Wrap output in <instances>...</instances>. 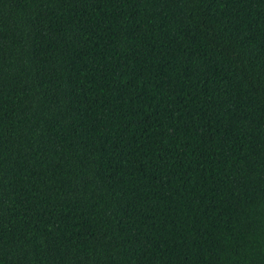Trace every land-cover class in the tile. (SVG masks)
<instances>
[{
    "label": "trees",
    "instance_id": "16d2710c",
    "mask_svg": "<svg viewBox=\"0 0 264 264\" xmlns=\"http://www.w3.org/2000/svg\"><path fill=\"white\" fill-rule=\"evenodd\" d=\"M0 264H264V0H0Z\"/></svg>",
    "mask_w": 264,
    "mask_h": 264
}]
</instances>
